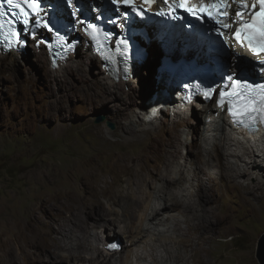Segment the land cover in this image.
Here are the masks:
<instances>
[{
    "label": "rangeland",
    "instance_id": "374dc122",
    "mask_svg": "<svg viewBox=\"0 0 264 264\" xmlns=\"http://www.w3.org/2000/svg\"><path fill=\"white\" fill-rule=\"evenodd\" d=\"M84 52L79 49L69 67L58 72H52L43 53L31 47L25 55L11 53L0 58V264H98L90 256H97L95 248L102 252L105 238H117L123 246L108 255L107 264H184L168 257V253L177 254L182 249L178 238L186 223L185 216L172 209L175 203L167 193L175 191L183 197L185 188L194 190L193 197L203 190L207 209L217 220L218 229L208 230L205 240L210 264H259L256 249L264 233V151H247L246 146H254L246 139L238 142L232 132L227 133L233 141L223 139L227 142L226 160L245 170L246 179L235 183L219 175L217 171L226 161L218 158L222 151L212 150L208 165L198 155L199 147L211 145L219 134L206 124L205 116L195 106L193 111L174 114L170 107L163 106L160 114L146 120L148 96L153 89L146 95L124 85L121 92H128L133 102L123 106L109 101L104 92L114 91V86L103 85V69L97 61L91 67H82L88 72L86 79L68 81L70 73L77 71L74 60ZM34 54L40 55L41 61ZM11 57L16 59L15 64L10 63ZM142 73L145 77L135 83L152 87L153 75L147 69ZM67 81L78 86H68ZM119 106L124 107L122 114ZM125 125L131 126L132 134L124 131ZM204 131L206 144L201 135ZM250 142L254 143L252 139ZM256 144L262 148L264 140ZM235 152L250 155L239 159ZM124 154L126 165L138 160L134 163L138 170L140 163L149 166L150 161L157 173H167V180L170 174L175 178L166 188L164 179L144 172L146 178H152L149 185L155 190L148 206L137 207L133 218L125 214L126 203H108L105 199L112 189L127 192V184L137 186V179L130 181L115 165L116 158ZM255 159L263 170L259 163L254 165ZM90 167L98 176H88L85 171ZM199 168L206 171V186L198 188L196 174L202 176ZM177 175L186 179L176 186ZM247 183L254 190L252 194L243 191ZM73 202L78 216L65 209ZM154 208H158L160 218L170 215L168 220L159 224L150 219L147 213ZM127 224L134 231L131 245L124 233ZM59 226L62 228L58 231ZM104 258L102 255L99 260L106 262ZM188 260L193 264L192 257Z\"/></svg>",
    "mask_w": 264,
    "mask_h": 264
},
{
    "label": "bare ground",
    "instance_id": "6f19581e",
    "mask_svg": "<svg viewBox=\"0 0 264 264\" xmlns=\"http://www.w3.org/2000/svg\"><path fill=\"white\" fill-rule=\"evenodd\" d=\"M57 14H59V13H57ZM0 39L2 40L1 36H0ZM156 47L159 48L156 40H153V46H152V48H150V51H149L150 52V56H149L148 61L145 62V65L144 66H141L139 68L136 67V68L130 70L131 73H132V75L129 76L127 80H122V79L116 80V79H113L110 76V74L107 73L106 70L103 69V71H102V80H104L103 85H104V83H106V84H110L111 83V84H113L112 86H114V91H112V92L111 91H108V92L105 91L104 92V98H107L109 101H118L123 106L128 105V103L129 104L132 103L133 101H131L128 98L129 93L128 92H126V93L121 92V91H124V90L121 89V87L122 86L124 87V85H126L125 86L126 87L125 89L131 90L132 88H137V89L140 90V94H146V93L149 94L151 92V90L153 89L152 90L153 93L152 94L150 93L151 95L148 96V98H149V100H148L149 105L148 106L149 107L152 106L151 105L152 101H151L150 98H153L155 96H162L163 97L162 100L160 99V100L155 101V103H154L155 105H160L164 101L166 102V104H164L163 106L169 107V106H171V104L178 105V102H177L178 99H176L174 97V94L175 93L173 94V91L171 90L170 85H168L166 83V81L164 80L165 73L164 72H157V68H158V65L157 64L159 63L160 54L158 53ZM75 53L77 54V51H75ZM192 54L195 55L196 54L195 51L192 52ZM230 54L231 55H234L235 53L234 52H230ZM6 55H9V54H2V53H0V58H2V57L4 58V56H6ZM172 55L175 56V58L177 59L180 56H182V53H180L178 51V49H175V50H173ZM197 55H200V53H197ZM250 55L252 56V54H250ZM252 57L254 58V57H257V56L256 55H253ZM34 58L37 61H41V56L40 55L34 54ZM152 58L154 60L153 62H151ZM206 58H208V57H206ZM71 59H73V55L70 56L65 61V64H63L62 66H61V64H59L58 65L59 66L58 68H55L54 70L53 69H50V70L52 72H58V71H63V70L65 71L69 67V62H70ZM95 59L96 58L93 55H90L89 54V51H85L84 54L81 55L80 58H76L74 61L77 64L76 65L77 71L75 70L72 73H70V71H69V73L71 74V80H70V76H69L68 81H73L74 79H77L79 81L86 79L87 78L86 76H87L88 72H86L87 70H85L83 68H85L86 66L87 67H91L93 64L96 63V61L99 62V64H100V61L95 60ZM181 59H184V61H186L185 58H181ZM94 60H95V62H94ZM190 60H195V58L194 57H191ZM181 61H183V60H180V62ZM15 62H16V59H14L13 57H11L10 58V63L11 64H15ZM147 62H148V64H147ZM146 66H147V68H145ZM100 67H101V65H100ZM100 67H99V69H100ZM78 69H82V70H78ZM101 69H102V67H101ZM144 69L149 70V72H150L149 74L151 75V77L153 75V81L151 83L153 88L152 87H149V85L144 86V87H141L142 86L141 84L139 85L138 83L137 84L135 83L138 80L140 81V77H142V78L145 77V75L144 76L142 75L143 74L142 72H143ZM58 82H57V84H58ZM60 84H62V83H60ZM156 84H158V87L157 88H155V85ZM68 86H72L73 87V86H78V85H74V84H71L70 82H68ZM119 93L120 94L121 93H124L125 96L122 95L123 96L122 97V96L119 95ZM159 98H161V97H159ZM136 101L138 102V100H136ZM126 102H128V103H126ZM187 107L190 109V111H193V109H194L193 104H189V105H187ZM143 108H145V107H143ZM123 109H124V107L119 106L118 107V110H119L118 112H120L122 114V112H124ZM173 110H174V108H173ZM145 111H147V109ZM211 119H213V122L206 123V124H208L209 126L211 125L212 127H214L213 129L218 132L219 136H218V139L214 140L211 145H209V146H200L199 147L201 149L198 152V155L200 156L201 159L202 158L205 159V161H203V162L206 165H208V163H209V162H207V160L210 161V158L212 156V150H220V151H222L223 154L220 155V156H218V158L220 157L221 160L222 159L223 160H226L227 159V157H226V149H227L226 148L227 147L226 144H227V142L223 141V139H230V140L233 141V138H235L236 140H238V142L239 141L240 142L241 141H244V139H246V143H248V145H249L250 143H249V140L248 139L250 138L255 143V144L253 143V145H252V146H254V148L250 147V149H249L246 146L245 147V150L250 151L252 149V151H254V153H256V152H263L264 151V147L263 146H262V148H260L261 146L259 144H256V142H259V141H262L263 142V140H264V135L263 134H261L260 132H255V133H252L250 136H247L246 133L243 132L245 129L250 128L251 126H245L243 128V130H241V131L240 130H237V129H234L232 125H229L228 124L229 122H227L226 116L224 115L223 111L221 112V114L219 113L216 117L211 116ZM186 120H187V118L184 119V121H186ZM130 127L128 125H125V127H124V131L126 133H128V134H132L133 133L132 132L133 130ZM227 129H228V131H227ZM194 130L197 132V127H194ZM230 132H232L231 136L233 138L232 137H229V135H227V133H230ZM201 135H202L203 142L205 144L208 143V141L205 138V136H206L205 131L202 132ZM235 154L238 156L239 159H243L246 154H247L248 157L250 155L249 152L241 153V154H239V152L238 153L235 152ZM126 160H128V158H127V156L125 154L124 155H120V156H118L116 158L115 165H116L117 168L122 169L125 173H127V175L129 176V178L128 177H126V178L130 179V181L133 180V179H137V184H136L137 186L135 185L136 188H133V186L131 184H127V185L130 186L129 187V190L127 188V192H125L126 190H120L121 189L120 187H119L120 189H117V190H113V189L110 190V188H109L110 191L106 195V198L105 197L104 198L107 200L108 203H123V204L126 203V206H125V212L126 213L125 214L129 218H133L135 216V210L137 209V207L140 206L141 208L144 209L145 206L150 203V201H151V192L155 190V188H152L149 185V182H152V178H146L145 175L148 173V174H150V177L156 176L159 179H164L165 180V186H166V188L169 186V181H171L174 178V176L172 174H170V176L168 177L169 180H167V178L165 177V175L168 176L167 173H165V174H163L162 172L157 173L159 170H157L156 167H154L153 165H151V162L150 161H148V163L150 164L149 166L142 165L140 163V166H138L140 168L137 170V169H135L134 163L136 165V162H138V160L134 161V163H132L130 165H126V163H124ZM226 161H228V160H226ZM226 161L223 162L221 168L217 171L219 175H221V176L224 175V176H226L227 179L233 180L235 183L242 182L243 179H246L244 177L245 170H241L238 167V165H237L236 162H234V163L231 164L229 161L228 162H226ZM112 162H113V160H112ZM247 162L249 163V160ZM253 163H254V165L256 163H259V166L263 170V167L261 166L262 164H261L260 161H258V160L255 159L253 161ZM214 165H213V167H214ZM85 172L90 177H93V176H96L97 175V172L93 169V167L88 168L87 171H85ZM198 172L201 173L202 176L198 178L197 177V174H196V178H197V181L195 183V184H197L196 187L199 188V186H204V185L206 186V179L203 178L205 176L206 171L205 170H200V168H199V171ZM155 173H157L158 176ZM248 174H249V172H248ZM85 178H86V176H85ZM176 178H177L176 179V186H177L180 182H182V181H184L186 179V176L185 175H182V176L181 175H177ZM92 182H91V179H90L89 186H92L93 185ZM127 182H129V181H127ZM108 185H110V183ZM122 189H124V188H122ZM185 189L187 191H186V193H185V195L183 197L180 196L175 191L174 192L169 191L167 193V194L170 195V198L169 199L170 200H173V202L175 203V204L171 203V204H173V205H171L172 209L177 210L183 216H185L184 219H185V223H186V228L184 230V233L181 234L179 236V238H178L179 239L178 241L181 243L182 249L178 250L177 251V254H175L174 252H173L174 254L171 253L172 255L170 253H168V257L169 258H172L173 257L175 261H177V262H180L181 261L184 264H189L190 263L189 260H188L189 257H192L193 258V261H194L193 264H210V262H209V260L207 258V252L209 250V246L205 244V240L207 238H209V235H208V232H207L208 230L216 231V229H218V228H216V221L217 220L216 219H213V215L207 209V205H206L207 201H204V193H203V190L197 191L198 192L197 197H193V194L192 193H194V190H191L190 188H185ZM245 190L246 191H249L250 190L249 194H252L254 192V190L251 189V187H250V185L248 183L243 188V191H245ZM165 191H166V189H165ZM165 197L167 198V196H165ZM209 202H211V198L209 199ZM46 203H48V202H46ZM91 203H92V201H91ZM93 205H95V204H93ZM99 206H100V204H99ZM65 209L68 210V211H71V212L72 211L73 212H76V215L78 216L77 209H76V206L74 205V202L73 203H67ZM172 209L171 208H168L166 210H172ZM142 211H144V210H142ZM151 212H154V213L151 214ZM212 212H214V211H212ZM147 215L150 217V219L156 220L155 222H157V223L164 222L165 219L169 218V216H170V215H167L165 218H162V217L160 218L159 217L160 216V212H159L158 208L157 209H155V208L154 209H151V211H149L147 213ZM156 225H158V224H156ZM61 228L62 227L59 226V228L57 230L59 231V229H61ZM142 229H143V231L144 230L146 231V229H148V228H146V229L142 228ZM57 230H56V232H57ZM187 232L190 233L189 236L187 235ZM124 233H125V235L128 234V235H126V238H127L128 241L130 240V245H131L133 243V241H134V237L132 235V234H134L133 227L131 225H128L127 224L126 227H125V232ZM135 236H137V235H135ZM263 236H264V234H262L259 237V241L257 243V249H256V257H257V260H258L259 264H261V262H260V259H259V256H258V252H259V247H260V244H261V241H262ZM112 239H117V238H112ZM112 239H109L108 240L107 238H105L104 239V241H105L104 242V245L108 244L110 241H112ZM121 246H122V242H121ZM62 249H64V248H62ZM103 250L105 251V253L103 252ZM103 250H102V252H103L102 253L99 248H95L94 251L97 252V256L95 258H91V256H90V259L91 260L94 259L93 261H98V264H107L109 262V260H110V259H108V255H111L112 252L119 251V250H112V249L106 248V247ZM169 250H172V249L169 248ZM166 252H169V251H166ZM102 255H104V257L107 258L106 259L107 260L106 262H105V260H99L102 257ZM71 256H72V254L69 251L68 254H67V257L70 258ZM166 256H167V253H166ZM93 263L94 262H92V264Z\"/></svg>",
    "mask_w": 264,
    "mask_h": 264
},
{
    "label": "snow or ice",
    "instance_id": "6c2138e0",
    "mask_svg": "<svg viewBox=\"0 0 264 264\" xmlns=\"http://www.w3.org/2000/svg\"><path fill=\"white\" fill-rule=\"evenodd\" d=\"M6 2L8 4H12L13 0H6ZM70 2H71V0H70ZM124 2H128V0H124ZM146 2H150V0H146ZM259 2L261 4V6H262L261 7V12H264V0H259ZM225 7H226V5H225ZM241 15H242V13H241ZM257 15L259 16L260 14L257 13ZM253 23H255V21H253ZM260 25H261V27H260V35L262 37H264V16H260ZM235 35H236L237 39L240 38L239 37V33H236ZM249 46L251 47V44ZM262 63H264V62H262ZM261 71H264V68H262ZM228 79H233V77L230 75L228 77ZM237 82H240V81H237ZM244 83H247V81H244ZM261 87H264V85H261ZM112 247H115V245H112Z\"/></svg>",
    "mask_w": 264,
    "mask_h": 264
},
{
    "label": "water",
    "instance_id": "95a60500",
    "mask_svg": "<svg viewBox=\"0 0 264 264\" xmlns=\"http://www.w3.org/2000/svg\"><path fill=\"white\" fill-rule=\"evenodd\" d=\"M99 120H101V119H99ZM110 126H111V128H113V125H110ZM258 256H259L261 264H264V236L262 238V241H261V244L259 247Z\"/></svg>",
    "mask_w": 264,
    "mask_h": 264
},
{
    "label": "clouds",
    "instance_id": "9594fccd",
    "mask_svg": "<svg viewBox=\"0 0 264 264\" xmlns=\"http://www.w3.org/2000/svg\"><path fill=\"white\" fill-rule=\"evenodd\" d=\"M251 145H253L251 142H249ZM122 248V247H121ZM121 250V249H120Z\"/></svg>",
    "mask_w": 264,
    "mask_h": 264
},
{
    "label": "trees",
    "instance_id": "16d2710c",
    "mask_svg": "<svg viewBox=\"0 0 264 264\" xmlns=\"http://www.w3.org/2000/svg\"><path fill=\"white\" fill-rule=\"evenodd\" d=\"M27 51H29V48H27ZM26 54V53H25Z\"/></svg>",
    "mask_w": 264,
    "mask_h": 264
}]
</instances>
